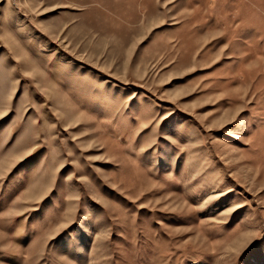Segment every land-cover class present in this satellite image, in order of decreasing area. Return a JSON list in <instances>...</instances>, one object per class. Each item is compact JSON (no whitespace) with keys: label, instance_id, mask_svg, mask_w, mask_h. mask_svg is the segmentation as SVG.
<instances>
[{"label":"rangeland","instance_id":"374dc122","mask_svg":"<svg viewBox=\"0 0 264 264\" xmlns=\"http://www.w3.org/2000/svg\"><path fill=\"white\" fill-rule=\"evenodd\" d=\"M0 264H264V0H0Z\"/></svg>","mask_w":264,"mask_h":264},{"label":"bare ground","instance_id":"6f19581e","mask_svg":"<svg viewBox=\"0 0 264 264\" xmlns=\"http://www.w3.org/2000/svg\"><path fill=\"white\" fill-rule=\"evenodd\" d=\"M143 4V3H142ZM157 7V6H156ZM158 9V8H157Z\"/></svg>","mask_w":264,"mask_h":264}]
</instances>
